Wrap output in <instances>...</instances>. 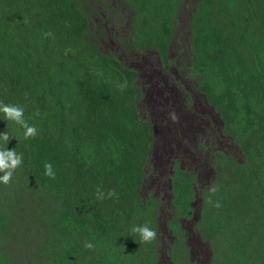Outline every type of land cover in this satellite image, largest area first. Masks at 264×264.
<instances>
[{
    "label": "trees",
    "instance_id": "1",
    "mask_svg": "<svg viewBox=\"0 0 264 264\" xmlns=\"http://www.w3.org/2000/svg\"><path fill=\"white\" fill-rule=\"evenodd\" d=\"M144 1L150 5L121 0L129 2L124 5L130 36L121 41H128L126 45L119 43L118 55L125 46L133 45L141 53L159 47L157 17L163 19L160 24L170 25L182 0ZM84 4V0H0V101L22 106L28 124L37 129L34 138L25 139V130L0 113V133L9 137V142L0 139V150L15 149L23 156L11 182L0 183V197L20 194L25 188L22 174L46 191L35 212L42 221L36 229L43 228L41 248L45 247L39 253L46 257L38 264H158V236L144 243L132 232L133 226L145 223L157 229L153 224L158 202L151 196L144 200L139 193L143 170L149 165L153 124L137 108L143 99L138 73L118 56L101 51L97 44L103 39L91 21L97 10L93 7L87 13ZM204 4L191 27L197 41L190 72L202 74L200 83L206 90L213 91L214 86L219 112L231 123L225 132H235L231 122L238 114L235 96L241 95L246 124H240L235 139L242 138L261 162L245 167L244 179L240 173L223 174L219 169L217 174L228 182L219 186L217 199L216 192L205 195L206 208L219 203L229 209L222 214L229 216L206 213L201 227L213 245L224 239L212 264H264V177H258L264 168V0H204ZM113 14L120 20L118 11ZM125 82L121 91L117 85ZM251 125L260 133L253 152L246 142ZM46 163L55 179L45 175ZM239 174L241 189L231 194ZM253 185H262V192ZM98 186L103 200L96 198ZM109 190L116 195L108 198ZM226 195L236 198L235 203L227 202ZM17 205L24 208L20 202ZM232 209L240 211L231 215ZM178 210L181 214L187 209ZM8 218L0 215V232L11 224ZM88 242L93 249L85 247ZM10 249L7 236L1 242L0 264H14L6 254ZM175 253L170 257L179 264ZM186 263L194 264H182Z\"/></svg>",
    "mask_w": 264,
    "mask_h": 264
},
{
    "label": "rangeland",
    "instance_id": "2",
    "mask_svg": "<svg viewBox=\"0 0 264 264\" xmlns=\"http://www.w3.org/2000/svg\"><path fill=\"white\" fill-rule=\"evenodd\" d=\"M140 1L150 5L144 0ZM84 3L87 13H90L89 10L94 11L93 7L97 10L92 13L91 21L97 25L98 34L103 39L101 45L97 44L100 46L101 51L104 54H108L109 51L125 62L129 60V63H131L136 60V57L133 56L139 52L137 50L130 49L127 52L128 59L122 53L118 55L117 52V47H120L119 43L130 36L129 25H127L126 21L127 12L125 10V5L126 3L129 4V2L122 3L120 0H84ZM203 7H205L204 0H183L176 17L170 19V25H165L164 28L160 25L163 38H166V33H168V38L163 42L162 47L157 49L156 46H153L144 50L145 52L133 66V68L140 71L136 72L142 79L146 80L147 86L158 85L151 89L146 101L137 102V108L138 110L139 108L140 110L143 109L144 117L152 119L154 127L151 130L154 131L156 129L155 134H153L152 148L150 149L149 165L143 170L145 177L142 180L143 183L140 184L139 193L144 200H149V196H151L158 202L153 224L157 228L156 232L158 240H160L158 264H172L170 252L173 253V251L177 254L176 257L180 261L179 264L186 261L194 264H212L213 259L216 258L217 249L220 246H224L222 245L224 239L220 243H215L217 246L213 245L208 240V231L201 227V223L204 221L201 217L204 218L206 213H211L218 218L228 217L229 214H222L224 211L221 210L228 209L226 206L218 208L214 204L211 205L212 210L211 208H206L207 200L205 202V195L211 193L212 182L215 183V187L218 190L219 186L223 187L228 182L223 174L232 173L233 171L235 175L237 173L243 175L242 179H244L246 174L244 173V168H248V166L257 167L259 165L258 162H261L260 159L251 155L242 138L240 140L238 138V141L235 139V132H237L240 124L241 126L246 124L243 119L245 104H242L238 98L241 95L235 96L238 114L236 113L235 119L231 121L235 132L231 130L225 132L227 124L231 128V123L229 124V119L226 116H224L225 119L222 118L220 131L221 119L216 118V114L211 111L214 107V102L208 99L209 94L204 92L200 83L203 78L202 74L195 73L194 75L190 72L194 63V56L191 52L194 50L193 44L197 41L195 38L196 34L191 27L193 21L201 16L200 9ZM115 11H118L120 20L113 14ZM163 15L164 12H161V16ZM154 31L156 32V30ZM150 36L153 37V32L150 33ZM156 50L162 52L163 55L167 53L166 57L169 60L174 59L178 62L175 64L176 68L170 69L169 75L173 78H176L178 74L181 76V79L174 80L181 85V89L178 87L175 89L169 87L167 88L169 91L162 89V86L166 84L165 80L163 76L157 77V73L153 71L150 65V62L159 55L154 52ZM147 55H149L148 59L149 61L151 60L150 62H145ZM180 63L187 65L189 69L184 68ZM205 84L209 86L211 82L206 81ZM213 91H215L214 86ZM247 97L249 98L250 95ZM169 98L171 99L169 100ZM192 100H194L196 105L191 108L193 109L192 112H189L188 104ZM201 103H206V107H203ZM172 113H175L178 119L173 120L171 118ZM208 119L212 120L210 121L211 127L205 126L208 123L206 121ZM203 129H206L205 134L202 132ZM257 131L251 125V135L246 137V142L252 152L253 147L260 141V133H257ZM198 136L200 138L203 137V142L199 141ZM207 142L212 145L207 147ZM211 150L216 151L217 155L218 152H222V154L214 155ZM256 153L259 154V152ZM213 155L215 161L218 162L216 171L212 170L213 167L210 166ZM255 160L257 162L254 164L252 161ZM182 168L190 170L188 172L190 179L193 176L195 177L192 181L194 186L191 185L192 189L189 190L192 191V197L183 194L184 189L180 186V182L187 180L186 174L181 171ZM197 168L198 172L196 173L195 170ZM219 169L223 170V174H217ZM260 170L258 175L262 177L264 168ZM25 172L28 173V170H25ZM240 174L235 178L237 179ZM247 174L249 180L253 178V175L250 176L248 172ZM22 175L24 180L21 183L25 188L20 191L19 195L15 196H18V198L10 197L8 193H4L0 197V204L2 205L0 206V215L3 217L8 216L11 221L6 231L1 230L0 232V246L5 237L8 236L12 249L6 254L12 257L14 264H38L46 257L39 253L44 251L45 247L41 248L44 245V242H41L43 228L39 227L36 229V226L40 225L42 221L39 220V215L36 217L37 214L35 212H37L38 204L46 191L34 181H32V187L27 180L29 178L28 175ZM173 183L177 188L174 189L176 192L174 193L178 194L175 199L170 190ZM241 185V179L234 181V189L231 194L239 191ZM262 188L261 185H253V189L257 190L258 193L262 192ZM217 191L215 194L216 199L219 197ZM24 196L26 197L24 198ZM225 197L229 203H235L236 201V198L229 199L228 195ZM17 202L22 203L26 209L19 207ZM178 208L187 210H183L181 214H178ZM232 210L230 212L231 215L240 211ZM30 211L33 218L31 220L29 219ZM31 227L32 231L34 230L32 234ZM236 230L232 229L230 231L234 232ZM222 231H226V228Z\"/></svg>",
    "mask_w": 264,
    "mask_h": 264
},
{
    "label": "clouds",
    "instance_id": "3",
    "mask_svg": "<svg viewBox=\"0 0 264 264\" xmlns=\"http://www.w3.org/2000/svg\"><path fill=\"white\" fill-rule=\"evenodd\" d=\"M182 2H183V0L181 1V5H182ZM181 5H180V8H181ZM151 8H154V7L151 5ZM196 19L193 21V24H196ZM160 20L161 19L158 18L159 25H162V28H164L165 25L164 24H160ZM127 25H128V23H127ZM193 31L195 32L194 29H193ZM129 33H130V31H129ZM195 34H196V32H195ZM196 35H195V37L197 38ZM167 38H168V33H166V38H163V35L161 33V36L157 39V44L160 43V46L159 47L156 45L157 49L162 47L163 42L166 41ZM127 42H124V43L123 42H120V43H123V44L126 45ZM151 47H153V46H151ZM136 48L139 49L138 44L136 45ZM150 48H146L145 50L150 49ZM117 49H119V47H117ZM130 49L136 50L133 45L131 46V48L129 46H125L124 48H121V50H120L121 52L120 53H122L124 55V57L127 58V52H129ZM154 52L158 53L159 55L156 58H154L153 61L150 60L151 62L148 59L149 58V55H147L145 57V62H150L151 68L153 69V71L155 73H157L156 74L157 77L163 76L166 84L162 86V89L167 90V88H169V87H172L174 89L178 87V88L181 89L182 88L181 85H179L176 81H174L175 79L176 80L181 79V76L178 74V76L176 78H173V77H171L169 75L170 69L171 68L172 69L173 68H176V65L175 64H177L178 62L175 61L174 59L173 60H169L166 57L167 53L163 55L162 52H160V51H157L156 50ZM143 53H141L140 50H139V52H137L133 56V57H136V60L132 61L131 63H129V60H127L126 63L129 65L130 68H133V66H135L134 63L139 60V58L141 57V55ZM169 64H170V66H169ZM180 64L184 68L189 69V67L187 65L185 66L183 63H180ZM139 65L141 66L140 61H139ZM142 66H144V65H142ZM133 69H135V68H133ZM135 70L137 72H140L137 69H135ZM153 79H155V77H153ZM147 85H148V83L146 82V80L142 79L141 76L139 75V87L143 90L142 91V93H143V99H142V101L143 102L148 99V94H149V92H151V89L154 88V87H156V86H158V85H155V86H147ZM117 86L121 89V91H123L124 88H126L127 83L125 82V84H120V85H117ZM202 88L204 89V92H206V93L209 94L208 95V99L211 102H214V107H213V109H211V111H212V113H215L216 114V118H219V120L221 119V121H220V128L218 127L219 130L221 131L222 121H223L222 118H223V116L219 112V105H217V102H216L217 100H216V97L214 96L215 93L212 90H210V91L206 90L205 89V85H203V84H202ZM167 91H169V90H167ZM170 99L171 98H169V100ZM195 105H196V103L194 104V100L189 101V104H188V107L190 108L189 112H192L193 109H191V108H193ZM201 105L203 107H206V103H204V104L201 103ZM0 113L3 114V116H4V118L6 120H10V121L15 122L17 125H19L21 128H23L25 130L24 131V138L25 139L34 138L36 136L37 129H36V127L34 125L33 126H30L28 124L27 120L24 117V108L22 106H19V105H11V104H4L2 101H0ZM207 113H209V111H207ZM215 114H213V115L215 116ZM35 115L38 116L39 113L37 112V113H35ZM171 118L173 120L178 119L175 116V113H172L171 114ZM150 121L152 122L153 127H154V123H153V121H152L151 118H150ZM206 121H208V123H206L205 126L206 127H211V124H210L211 122L210 121H212V120L211 119H208ZM155 130L152 131V134H155ZM202 132H203V134H205L206 133V129H203ZM203 137H205V135H203ZM203 137L200 138L198 136L199 141H202L203 142ZM222 138H223V135H222ZM0 139H2L5 142H9V137H8L7 132L0 133ZM211 145H212L211 143H208L207 142V147L208 146H211ZM212 150H214V149H212ZM212 150H211V152L214 153V155H217V152L216 151H212ZM214 155L212 157V161H211L210 166L213 167L212 170H215L216 171V166L218 165V162L215 161ZM22 162H23V156H22V154L18 155L16 153L15 149H12V150H7V149L0 150V172L3 173V175L0 176V183H2L4 185H8L11 182V180H12V176H13L14 171L21 166ZM181 171H183L186 174V176H187V180H185L184 182H180V186L183 187V189H184L183 194H186V196L192 197V191H189V190L192 189L191 188V185L194 186L192 181H193V179L195 177L193 176V177H191V179L189 178V173H188L190 171L189 169H185V168L183 169L182 168ZM195 171L197 173L198 172V168ZM45 175L46 176H49L52 179H55V174L52 171V166H51L50 163H46L45 164ZM258 177H259V175H258ZM262 177H264V175ZM171 181H172V179H171ZM212 183H214V182H212ZM174 189H177V188H176V185L173 183V184H171V189L170 190H171V193H172V195L174 196V199H175V196H178V194H175L176 192H175ZM172 190H173V192H172ZM217 190L218 189L215 186H213L210 189V191L212 193H215ZM115 195H116V193H115L114 190H109V192L107 193V197L108 198H112ZM96 198L99 199V200H103L105 198V194H104V192L102 190V186H98L97 187V190H96ZM208 202L211 203V200L209 199ZM214 206L215 207H219L220 205H219V203H216ZM132 232L138 234L140 236V238H141V241L144 242V243H150L151 241H153V240H155L157 238V232L155 230H153L151 227H149V225L147 223H145L144 225L133 226L132 227ZM85 247L87 249L91 250V249L94 248V245L92 243L88 242V243H85Z\"/></svg>",
    "mask_w": 264,
    "mask_h": 264
}]
</instances>
